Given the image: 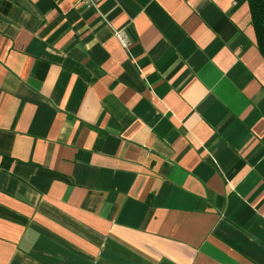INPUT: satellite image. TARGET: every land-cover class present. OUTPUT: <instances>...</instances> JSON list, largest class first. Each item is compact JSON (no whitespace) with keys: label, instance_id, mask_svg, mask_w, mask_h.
Here are the masks:
<instances>
[{"label":"crops","instance_id":"1","mask_svg":"<svg viewBox=\"0 0 264 264\" xmlns=\"http://www.w3.org/2000/svg\"><path fill=\"white\" fill-rule=\"evenodd\" d=\"M0 264H264L248 0H0Z\"/></svg>","mask_w":264,"mask_h":264},{"label":"trees","instance_id":"2","mask_svg":"<svg viewBox=\"0 0 264 264\" xmlns=\"http://www.w3.org/2000/svg\"><path fill=\"white\" fill-rule=\"evenodd\" d=\"M248 2L257 37V46L264 58V0H248Z\"/></svg>","mask_w":264,"mask_h":264},{"label":"built area","instance_id":"3","mask_svg":"<svg viewBox=\"0 0 264 264\" xmlns=\"http://www.w3.org/2000/svg\"><path fill=\"white\" fill-rule=\"evenodd\" d=\"M81 4L85 7H96L99 0H78ZM117 37L119 38L120 42L123 43L124 46L128 45L127 39L122 32H117Z\"/></svg>","mask_w":264,"mask_h":264}]
</instances>
